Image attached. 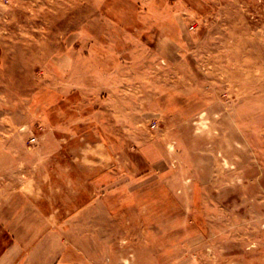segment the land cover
<instances>
[{
	"label": "rangeland",
	"instance_id": "374dc122",
	"mask_svg": "<svg viewBox=\"0 0 264 264\" xmlns=\"http://www.w3.org/2000/svg\"><path fill=\"white\" fill-rule=\"evenodd\" d=\"M84 207L107 264H264V0H0V210Z\"/></svg>",
	"mask_w": 264,
	"mask_h": 264
},
{
	"label": "crops",
	"instance_id": "0c3cea01",
	"mask_svg": "<svg viewBox=\"0 0 264 264\" xmlns=\"http://www.w3.org/2000/svg\"><path fill=\"white\" fill-rule=\"evenodd\" d=\"M4 212L0 210V264H107L103 254L89 253L94 245L82 237L72 240L71 235L63 239L55 235L88 232L86 207L74 212L65 210V218L59 225L50 220L55 215L51 212L44 214L34 208H23L16 214L20 218L11 224ZM41 217L47 220L40 221Z\"/></svg>",
	"mask_w": 264,
	"mask_h": 264
},
{
	"label": "built area",
	"instance_id": "2783aa9c",
	"mask_svg": "<svg viewBox=\"0 0 264 264\" xmlns=\"http://www.w3.org/2000/svg\"><path fill=\"white\" fill-rule=\"evenodd\" d=\"M36 138H33V141L35 140Z\"/></svg>",
	"mask_w": 264,
	"mask_h": 264
}]
</instances>
